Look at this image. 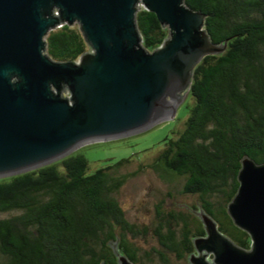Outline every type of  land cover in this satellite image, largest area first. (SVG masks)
<instances>
[{
  "label": "trees",
  "instance_id": "16d2710c",
  "mask_svg": "<svg viewBox=\"0 0 264 264\" xmlns=\"http://www.w3.org/2000/svg\"><path fill=\"white\" fill-rule=\"evenodd\" d=\"M184 3L204 14L205 30L224 50L195 67L186 119L164 139L152 168L164 180L184 179L181 193L195 196L224 235L249 249L250 237L234 225L227 205L239 186L241 160L264 163V0ZM136 24L149 51L168 35L144 9ZM45 44L56 62L76 61L89 50L76 25L51 30ZM131 162L125 158L90 172L86 157L74 154L0 179V214L6 215L0 217V264H117L115 242L133 264H142L129 237L146 236L148 228L128 222L114 198L132 176L120 174ZM158 215L153 236L160 248L144 256L149 264H171V253L188 264L192 239L204 235L200 220L180 210Z\"/></svg>",
  "mask_w": 264,
  "mask_h": 264
},
{
  "label": "water",
  "instance_id": "95a60500",
  "mask_svg": "<svg viewBox=\"0 0 264 264\" xmlns=\"http://www.w3.org/2000/svg\"><path fill=\"white\" fill-rule=\"evenodd\" d=\"M139 5L168 30L152 51L137 28ZM204 19L184 0H0V178L45 167L95 140L143 131L174 113L195 67L224 50ZM75 23L89 50L76 61H53L45 37ZM240 164L227 213L250 237V248L236 245L200 208L204 235L192 239L190 264H264V163L244 157ZM111 247L117 264H133L117 242Z\"/></svg>",
  "mask_w": 264,
  "mask_h": 264
},
{
  "label": "rangeland",
  "instance_id": "374dc122",
  "mask_svg": "<svg viewBox=\"0 0 264 264\" xmlns=\"http://www.w3.org/2000/svg\"><path fill=\"white\" fill-rule=\"evenodd\" d=\"M138 9H142V6L139 5ZM74 25L78 26L76 23ZM190 102L188 90L184 101L175 109L176 111L153 126L120 137L95 140L79 146L69 154H81L86 157L90 172L121 159L132 161L120 170V174H132V176L114 194V198L128 222L138 229L148 228L146 236L129 237L140 251L142 264H149V259L144 256L145 253L152 254L153 249L160 248L153 236V229L159 224V212L166 214L170 210L188 211L199 219L200 207L196 206V197L181 193L184 179L164 180L152 168L164 139L172 136V131L177 130L185 121ZM4 216L6 215L0 214V217ZM166 256L171 264L180 263L171 253H166Z\"/></svg>",
  "mask_w": 264,
  "mask_h": 264
}]
</instances>
